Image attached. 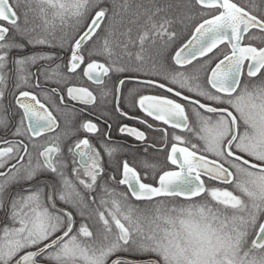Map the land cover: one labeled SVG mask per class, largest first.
I'll use <instances>...</instances> for the list:
<instances>
[{
	"label": "snow or ice",
	"instance_id": "1",
	"mask_svg": "<svg viewBox=\"0 0 264 264\" xmlns=\"http://www.w3.org/2000/svg\"><path fill=\"white\" fill-rule=\"evenodd\" d=\"M0 264H264V0H0Z\"/></svg>",
	"mask_w": 264,
	"mask_h": 264
},
{
	"label": "flooded vegetation",
	"instance_id": "2",
	"mask_svg": "<svg viewBox=\"0 0 264 264\" xmlns=\"http://www.w3.org/2000/svg\"><path fill=\"white\" fill-rule=\"evenodd\" d=\"M111 103L108 104V108L111 109ZM121 107L123 110L128 111V108L121 102ZM130 115H140L137 112H131ZM112 123L111 129V143L120 148V151L116 155V159H127L130 164L136 166L138 170H140L142 162L145 160H150L153 162H158L163 164L164 162V153L158 152L151 147H148L147 144H142L141 142L136 141L134 138L122 135L118 131V126L121 123H127L130 126L141 128V130H146L142 125L138 124L135 120H128L125 118H121L118 114L113 112L112 118L110 120ZM102 131L106 130L105 126L101 124ZM151 143L153 140H159V133H149ZM95 143V140H93ZM159 146V145H158ZM147 148V151H145ZM108 158L105 156V163L107 164Z\"/></svg>",
	"mask_w": 264,
	"mask_h": 264
},
{
	"label": "trees",
	"instance_id": "3",
	"mask_svg": "<svg viewBox=\"0 0 264 264\" xmlns=\"http://www.w3.org/2000/svg\"><path fill=\"white\" fill-rule=\"evenodd\" d=\"M173 2H178V0H173Z\"/></svg>",
	"mask_w": 264,
	"mask_h": 264
}]
</instances>
